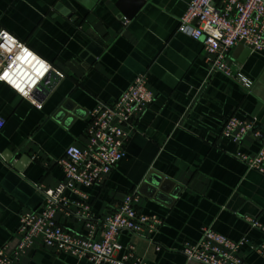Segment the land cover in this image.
Here are the masks:
<instances>
[{
  "label": "crops",
  "instance_id": "obj_1",
  "mask_svg": "<svg viewBox=\"0 0 264 264\" xmlns=\"http://www.w3.org/2000/svg\"><path fill=\"white\" fill-rule=\"evenodd\" d=\"M116 2L0 0V30L63 74L49 71L31 98L0 81V246L17 236L24 213L41 206L36 185L49 188L62 179L55 160L65 148L86 144L90 111L112 104L144 74L153 99L125 129V156L102 181L64 192L68 208L57 210L55 220L73 234L92 231L99 238L100 219L135 191L137 211L161 224L148 235L152 241L127 230L117 240L147 264H197L184 248L204 228L233 241L244 238L238 256L264 264V254L252 248L264 243V231L247 220L264 226V175L237 156L254 154L260 140L247 135L235 143L221 135L229 116L264 123V51L239 43L228 56L229 65L253 81L248 90L210 71L202 41L178 30L190 0H147L131 20ZM22 154L30 160L18 170ZM19 264L90 261L34 240Z\"/></svg>",
  "mask_w": 264,
  "mask_h": 264
},
{
  "label": "built area",
  "instance_id": "obj_2",
  "mask_svg": "<svg viewBox=\"0 0 264 264\" xmlns=\"http://www.w3.org/2000/svg\"><path fill=\"white\" fill-rule=\"evenodd\" d=\"M178 30L202 41L210 55V71L221 72L237 80L245 89L252 87L251 79L229 65L228 56L239 43L251 51H264V0H190L179 19ZM51 70L59 77L63 76L11 33L0 30L1 82L22 97L31 98L35 86ZM152 99L146 76L138 74L112 104H100L90 111L86 144L83 147L67 146L62 156L55 160L63 172L62 179L55 186L43 189L41 185H36L42 193V204L38 209L24 213L16 230L17 236L0 246V264H19V258L34 240H40L57 251L86 258L90 264H147L117 240L119 231L127 230L152 241L148 235L155 233L161 224L155 215L137 211L135 203L138 195L135 191L126 193L112 212L100 219L103 228L99 238L92 231L76 235L64 230L55 220V213L68 208L64 192L77 193V185L89 186L102 181L125 156L128 137L125 129ZM33 104L37 108L42 106L36 101ZM4 122V118L0 117V129ZM221 135L235 143H240L247 135L260 140L254 154L237 152V156L248 168L264 175V123L258 124L255 118L245 120L229 116L223 123ZM247 220L252 227L264 231V226L257 221ZM245 242L244 238L233 241L210 228H204L196 243L185 246L184 254L197 264H248L238 256ZM252 248L264 254V243L252 245Z\"/></svg>",
  "mask_w": 264,
  "mask_h": 264
},
{
  "label": "water",
  "instance_id": "obj_3",
  "mask_svg": "<svg viewBox=\"0 0 264 264\" xmlns=\"http://www.w3.org/2000/svg\"><path fill=\"white\" fill-rule=\"evenodd\" d=\"M147 2V0H117L116 6L119 11L122 13L126 20H131L135 17L137 12L142 8V6ZM196 20H194L195 23ZM261 103H259L255 109L254 114L257 109L261 107ZM10 156H5V158H9ZM30 157L22 154L19 157V160L15 164V168L18 170H23L25 165L29 162Z\"/></svg>",
  "mask_w": 264,
  "mask_h": 264
}]
</instances>
